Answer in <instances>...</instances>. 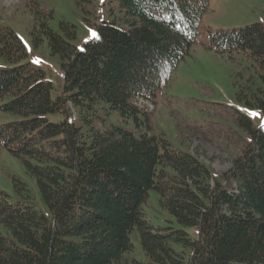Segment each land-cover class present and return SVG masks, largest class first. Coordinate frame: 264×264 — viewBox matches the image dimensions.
<instances>
[{
	"label": "trees",
	"instance_id": "16d2710c",
	"mask_svg": "<svg viewBox=\"0 0 264 264\" xmlns=\"http://www.w3.org/2000/svg\"><path fill=\"white\" fill-rule=\"evenodd\" d=\"M117 1L126 22L99 21L100 39L81 46L71 42L78 35L74 23L61 21L62 34L50 25L51 10H34V45L48 43L62 60L64 87L56 97L45 71L26 60L16 30L0 25V56L13 64L0 67V111L21 116L0 125V153L5 148L23 159L46 204L43 211L14 203L0 190V264H121L134 250L133 232L148 261L128 264H264L260 125L239 114L248 143L232 170L220 175L153 134L150 113L136 103L155 101L168 85L198 41L208 0ZM208 45L256 60L261 85L251 79L238 97L264 114V23L210 31ZM102 103L134 129L96 127ZM151 190L180 225L197 227L198 237L150 224L144 204Z\"/></svg>",
	"mask_w": 264,
	"mask_h": 264
},
{
	"label": "rangeland",
	"instance_id": "374dc122",
	"mask_svg": "<svg viewBox=\"0 0 264 264\" xmlns=\"http://www.w3.org/2000/svg\"><path fill=\"white\" fill-rule=\"evenodd\" d=\"M37 6L53 12L50 25L55 31L64 34L61 21L74 23L78 35L71 42L77 46L92 36L99 21L116 20L123 25L128 16L117 0H0V25L16 30L28 52L26 60L45 71L54 84L53 96L56 97L64 87L62 60L51 53L48 43L35 46L32 41L31 29ZM254 23H264V0H208V8L199 22L198 41L172 73L168 85L155 101H136L150 113L153 134L161 135L174 148L198 155L220 175L232 170L235 159L248 143L239 124V114L249 116L257 125L264 123L261 110L238 97L251 79L255 82L254 87L261 85L262 70L256 60L244 52L220 54L211 48L209 32ZM12 65L0 56V67ZM73 112L77 119L76 111ZM49 117L53 121L61 119L56 114ZM20 118L16 113L0 111V125ZM93 124L101 129L113 125L134 129L132 120L123 118L107 103L97 107ZM14 178L24 182L27 190L18 191ZM0 190L14 203L27 202L43 211L46 209L36 178L28 172L22 158L5 148L0 153ZM144 210L146 219L157 228L173 226L187 230L193 237L199 235L197 227H183L161 208L155 190L150 191ZM131 239L134 250L121 264L131 263L134 258L148 261L138 232H133Z\"/></svg>",
	"mask_w": 264,
	"mask_h": 264
},
{
	"label": "snow or ice",
	"instance_id": "6c2138e0",
	"mask_svg": "<svg viewBox=\"0 0 264 264\" xmlns=\"http://www.w3.org/2000/svg\"><path fill=\"white\" fill-rule=\"evenodd\" d=\"M92 36L95 38V39H100V37L95 33V32H92ZM254 115H259L258 113H254ZM260 129L261 131H264V123H261L260 124Z\"/></svg>",
	"mask_w": 264,
	"mask_h": 264
}]
</instances>
